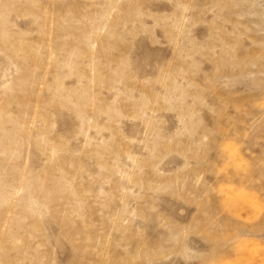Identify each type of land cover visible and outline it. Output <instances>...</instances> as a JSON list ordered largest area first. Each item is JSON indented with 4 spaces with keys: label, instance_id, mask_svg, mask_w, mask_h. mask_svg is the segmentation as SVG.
I'll return each mask as SVG.
<instances>
[{
    "label": "rangeland",
    "instance_id": "374dc122",
    "mask_svg": "<svg viewBox=\"0 0 264 264\" xmlns=\"http://www.w3.org/2000/svg\"><path fill=\"white\" fill-rule=\"evenodd\" d=\"M0 264H264V0H0Z\"/></svg>",
    "mask_w": 264,
    "mask_h": 264
}]
</instances>
